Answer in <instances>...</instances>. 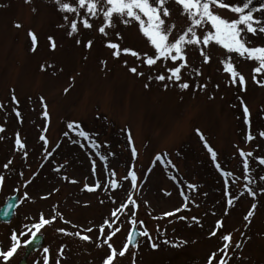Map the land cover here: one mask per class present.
<instances>
[{
	"label": "rangeland",
	"instance_id": "1",
	"mask_svg": "<svg viewBox=\"0 0 264 264\" xmlns=\"http://www.w3.org/2000/svg\"><path fill=\"white\" fill-rule=\"evenodd\" d=\"M65 2L75 6L76 0ZM222 2L241 6L245 0ZM262 6L264 0L251 2L253 9ZM167 7L171 15L165 18L166 25H176L172 40L191 22L180 5L169 0ZM80 11L83 16L84 10ZM213 11L229 21L238 18L227 8ZM254 15L264 21V12ZM79 19L75 13L60 11L55 0H0V127L5 129L0 133V177L4 178L0 209L9 197L20 193L14 220L0 223V252L10 250L13 234L26 232L43 215L55 217V222L41 230L45 245L27 264H44L46 257L48 264H104L110 250L100 234L101 226L108 220L114 222L113 229H121L109 241L119 252L133 228L130 220L135 219L138 230L148 231L153 239L149 242L141 236L114 264H209L213 253L212 264H217L224 255L219 251L226 243L222 237L228 234L232 240L227 264H264V180L260 179L264 165L259 163L264 158L260 135L264 132V74L253 79L257 62L211 42L203 49L210 57L205 64L200 49L186 46L189 67L182 69L181 80L160 81L157 77H168L169 69L180 61L146 65L145 55L155 56V49L137 21L126 24L114 16V26L102 35L98 31L105 23L102 14L90 20L91 29H85ZM73 20L78 32L69 35ZM196 31L203 38L213 29L206 24ZM30 32L37 38L35 51ZM244 39L249 47H264V33H247ZM89 41L91 48L85 47ZM109 43L136 51L140 59L123 52L115 57ZM226 62L245 77L246 90L239 83L233 85L224 70ZM130 68L143 75L133 74ZM185 82L189 88L181 89L179 84ZM244 106L250 113L248 124ZM70 124L80 127L70 130ZM80 131L90 141L80 137ZM249 133L254 137L251 141ZM17 134L25 145L23 152L16 149ZM92 142L99 147L94 150ZM205 142L217 154L215 161ZM241 151L252 153L247 157V177ZM130 170L138 177L135 191L130 179H124ZM114 178L119 184L115 190L111 188ZM97 183L101 187L96 191L85 190V185ZM129 194L137 201L136 215H130L129 206L125 214L118 213L117 221L112 213ZM229 199L234 201L231 207ZM253 205L254 213L246 221ZM218 221L222 227H217ZM113 229L105 227L104 236ZM77 232L90 241L80 240L74 235ZM29 239L30 234L20 237L22 246L8 264L20 263ZM151 243L158 247L153 249ZM236 243L241 246L235 248ZM0 264H5L2 258Z\"/></svg>",
	"mask_w": 264,
	"mask_h": 264
},
{
	"label": "snow or ice",
	"instance_id": "2",
	"mask_svg": "<svg viewBox=\"0 0 264 264\" xmlns=\"http://www.w3.org/2000/svg\"><path fill=\"white\" fill-rule=\"evenodd\" d=\"M26 2H30V0H26ZM56 4L59 6V10L67 13H75L77 17H79V22L82 23L85 29H91L93 24L90 23V20L96 18L98 14H102L105 23L98 28V31L102 35H107L106 29L111 28L114 26V16L119 17L122 19L124 23H128L131 20H135L139 23L140 30L142 34L149 40L150 44L155 49V56H147L145 55L143 62L148 65L149 67L156 65L158 61H167L170 60L174 64L177 61L180 63L172 69H169L170 75L165 77L164 75H160L157 77L158 80L164 81L168 79L169 81L175 80L179 82L181 80V71L189 67L187 54H186V46H195L196 48L200 49V55L203 57V63L207 64L210 62V57L208 54L203 50L208 48L211 42H215L217 45L223 47L228 53H235L240 57L254 60L257 62L258 66L254 68V76L253 79L255 80L256 75L264 74V47H249L247 46V41L244 39V35L247 33H251L256 35L258 33H264V21L259 19L257 16L254 15V12H264V6L261 8L253 9L251 7L252 0H245V2L241 6H230L222 2V0H172V2L176 3L177 5L181 6L182 14L186 15L187 19L191 22L190 26L187 27L185 31L179 34L174 39L170 40V36L172 35L173 30L176 28V25H166L165 18L171 15V9L167 7L169 0H76L75 6L70 5L69 3L65 2V0H55ZM107 5V7H105ZM227 8L231 12L238 14V18L236 20L229 21L228 19L222 18L220 15L216 14L213 11V8ZM81 9L84 10V15L81 16ZM146 18V19H145ZM67 19V17H65ZM206 24H210L213 31H209L203 35V38L197 35V29L203 28ZM20 27V25H16ZM78 32L77 21L73 20L70 26L69 35L75 34ZM32 42L33 48L32 50H36V36L33 33H29ZM51 40V38H50ZM79 43V41H77ZM201 45L203 48L201 49ZM92 42L89 41L85 47L91 48ZM51 47L55 49L56 45L51 42ZM107 47L114 49L113 55L117 58L123 54H130L137 59H140V54L136 51H132L129 49L121 50L117 44L109 43ZM133 74L136 75H143V73L137 72L136 68L129 69ZM224 70L230 74L231 80L233 85L239 83L241 90H246V79L245 77L239 73L234 65L231 62H226L224 64ZM197 75H200V72L197 70ZM257 83H261V81H257ZM261 86H264V83H261ZM147 87V85H146ZM179 87L181 89H188V83H180ZM203 87V85L201 86ZM13 103H17L16 97H12ZM43 104V100H42ZM3 107V105H0ZM44 117L48 118L47 112V105H44ZM244 114H245V123H250L248 117L250 115L249 109L247 106H244ZM20 114L17 113V117L19 118ZM78 124H70L69 129L72 130L74 128H79ZM5 129L0 127V133L4 132ZM199 134V133H198ZM80 137H82L86 141H90V137L85 134L83 131L78 133ZM261 137H264V132H262ZM41 140L45 142L47 145L46 138L42 135L40 137ZM201 139L203 140L204 137L201 134ZM254 139L251 133L247 136V140L251 141ZM131 143V139H130ZM15 145L17 151L23 152L25 149V145L22 142L19 134L16 136ZM92 146L94 150L99 147L94 142H92ZM205 147L208 149L209 153L211 154L212 159L215 161L217 154L215 151L207 145L205 142ZM240 155L243 159V168L245 170V176L248 175L249 169V162L247 157L252 156V153H244L243 151L240 152ZM133 156H136V151L133 149ZM104 159V157H102ZM157 160L160 159L159 156L156 157ZM11 163V161H9ZM261 165H264V158L259 160ZM8 165H5L7 167ZM94 167V174H95V165ZM219 169V165L217 166ZM59 171V169H56ZM115 172L112 173V176L115 177ZM222 175L226 177L232 176V173H222ZM3 177H0V185L3 184ZM124 179L131 181V188L133 191L138 189L137 180L138 177L135 171H129L128 176ZM264 180V177L260 178ZM72 183H76L75 180L70 181ZM235 183V181H233ZM248 183H254L252 180H248ZM225 191L226 195H228V181L225 180ZM101 186L97 183L94 186L85 185V190L87 191H96ZM119 184L115 180V178L111 181V188L113 190L117 189ZM189 188L195 190L194 185H188ZM248 194L255 198L256 193L252 191V189H246ZM240 195H244L241 193ZM234 201L229 199L227 201L228 207L233 205ZM14 205H9V208L13 207ZM131 206L130 215L135 217L136 210L138 209V204L135 199L132 198L131 194L128 196V200L121 204L115 211H113L112 216L115 220H119V214H125V210L129 209ZM255 209V205L252 206V210L248 212L245 216V220H249V218L253 215ZM227 214V213H226ZM166 216L174 215V213H166ZM181 219H185L181 217ZM195 220V218H193ZM55 222V217L52 219H46L43 215H41L40 220L38 223L33 224L31 227H28L26 232L19 234H13L12 241L13 245L10 250L6 252H0V258L8 264V261L13 257L15 253H17L18 247H21L20 244V237L29 235L30 239L27 241V245L33 244L35 241L39 239V236L42 234V229L51 225ZM113 223L109 222L108 220L105 221V225L101 226L100 234L104 237V244L107 245L108 249L110 250V254L106 257L104 264H114V261L118 257H124L126 254L129 253L130 245H134V236L140 235L147 237L149 242L152 241V236L149 234L148 231L142 232H135L130 231L127 237V243L125 244L124 248L121 249L119 252L114 248L113 244L109 243L113 239V237L121 230L119 227L113 229ZM130 223L133 225V228L138 223L135 219H131ZM140 225L143 226V222L139 221ZM199 223V221H197ZM105 227L108 229H113L107 236H104ZM217 227H222V222H217ZM58 231L64 232L63 229H59ZM87 231L91 232L92 229L89 228ZM65 235H73V233L64 232ZM212 235H216V232L213 231ZM80 240L83 241H90V237L86 235H81L79 232L74 234ZM226 243L224 244L223 248L219 251L222 252L224 255L221 256L220 260L217 264H227V260L225 257H228V249L231 244V234L224 235L222 237ZM165 244L169 243V241L165 240ZM98 247L100 245H97ZM153 249H156L158 245L156 243H151ZM173 247H177L178 245L173 244ZM241 245L239 243L235 244V248H239ZM43 252L45 254L48 253V249L44 248ZM63 249H61V253ZM216 254L209 258V264H212V261L215 259ZM230 258V257H229ZM44 264H48L47 257L45 258Z\"/></svg>",
	"mask_w": 264,
	"mask_h": 264
},
{
	"label": "water",
	"instance_id": "3",
	"mask_svg": "<svg viewBox=\"0 0 264 264\" xmlns=\"http://www.w3.org/2000/svg\"><path fill=\"white\" fill-rule=\"evenodd\" d=\"M19 200H20V193L19 192H17L15 195H13L7 199V201L5 202L3 207L0 209V223L10 224L14 220V217L16 214V209H17L18 204H19ZM10 204L14 205V206L9 208ZM133 230L137 233L140 232L136 225L134 228H132L131 231H133ZM140 237H141L140 235L134 236V238H133L134 245H130V246H135L138 243ZM44 245H45V237L43 234H41L39 236V239L37 241H35L33 244L27 245V243H26L25 255L19 264H27L28 258L34 252L41 250L44 247Z\"/></svg>",
	"mask_w": 264,
	"mask_h": 264
}]
</instances>
